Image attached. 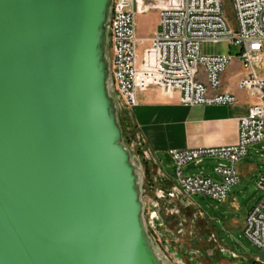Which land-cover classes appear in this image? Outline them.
<instances>
[{
	"label": "water",
	"instance_id": "water-1",
	"mask_svg": "<svg viewBox=\"0 0 264 264\" xmlns=\"http://www.w3.org/2000/svg\"><path fill=\"white\" fill-rule=\"evenodd\" d=\"M113 6L0 0V264H168L124 139Z\"/></svg>",
	"mask_w": 264,
	"mask_h": 264
},
{
	"label": "built area",
	"instance_id": "built-area-1",
	"mask_svg": "<svg viewBox=\"0 0 264 264\" xmlns=\"http://www.w3.org/2000/svg\"><path fill=\"white\" fill-rule=\"evenodd\" d=\"M233 5L235 27L226 18L224 0H114L109 52L117 98L126 109L137 107L138 93L149 87L166 95L178 93L180 103L189 107L236 104L235 95L222 91L221 80L234 57L204 54L203 46L225 44L240 49L237 59L246 74L238 87L257 102L239 121L237 144L171 152L180 189L190 200L200 194L227 201L231 189L241 182L237 164L250 147L264 144V0H233ZM155 6L160 7L161 30L140 54L137 17ZM205 158L226 162L214 169L221 182L183 175L187 165H200ZM258 187L263 195L246 216L243 231L264 251V175Z\"/></svg>",
	"mask_w": 264,
	"mask_h": 264
},
{
	"label": "rangeland",
	"instance_id": "rangeland-1",
	"mask_svg": "<svg viewBox=\"0 0 264 264\" xmlns=\"http://www.w3.org/2000/svg\"><path fill=\"white\" fill-rule=\"evenodd\" d=\"M224 1L226 18L230 26L235 27L233 0ZM159 10L160 7L155 6L150 13L137 17L140 54L149 47L148 38L161 30ZM220 50L228 52L229 48L213 45L203 47V53L207 55H214ZM232 52L237 55L240 49L233 47ZM121 113L125 143L143 175L146 227L161 257L168 264H236L234 254L245 259L257 257L260 250L244 234L243 222L263 195L258 183L242 176V181L231 189L225 202L200 194L190 200L181 190L162 178L158 166L146 155L138 140H131L124 120V110ZM263 146L259 145L262 154L254 151L250 153V161L264 173ZM206 159L199 167L190 164L184 168V176H202L200 173H203L213 181L221 182L222 178L214 172V168L226 162ZM161 167L164 174L177 183L178 175L173 163L162 162Z\"/></svg>",
	"mask_w": 264,
	"mask_h": 264
},
{
	"label": "crops",
	"instance_id": "crops-1",
	"mask_svg": "<svg viewBox=\"0 0 264 264\" xmlns=\"http://www.w3.org/2000/svg\"><path fill=\"white\" fill-rule=\"evenodd\" d=\"M151 38L149 37L148 40ZM232 50L233 48H229L228 52L220 50L216 54H231L234 57L232 64L221 76L222 91L235 95L238 99L234 105L184 106L180 103L178 93L166 95L157 87H149L139 92V105L133 109H126L121 104V108H124L122 111L124 110V120L129 130V137L131 140H138L144 147L146 155L158 166L162 178L175 186L177 190H181L179 181L175 183L169 179L162 171L161 163L172 162L176 168L171 158L172 151L212 149L237 144L239 121L249 115L251 107L257 102L255 96L238 87L246 71L237 59L239 53L233 55ZM259 145L261 144L250 147L247 157L237 164L241 181L244 176L258 183L259 177L264 175L260 167L250 161L251 152L262 154ZM262 149L264 151V146ZM206 160L205 158L200 165H194L199 167ZM200 174L210 178L203 173ZM187 177H192V175ZM234 256L239 257L236 254Z\"/></svg>",
	"mask_w": 264,
	"mask_h": 264
},
{
	"label": "flooded vegetation",
	"instance_id": "flooded-vegetation-1",
	"mask_svg": "<svg viewBox=\"0 0 264 264\" xmlns=\"http://www.w3.org/2000/svg\"><path fill=\"white\" fill-rule=\"evenodd\" d=\"M237 263L236 264H260L258 263L257 257L251 259L239 258L236 257Z\"/></svg>",
	"mask_w": 264,
	"mask_h": 264
}]
</instances>
